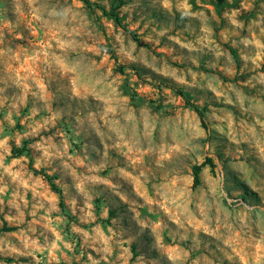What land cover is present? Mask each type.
Returning a JSON list of instances; mask_svg holds the SVG:
<instances>
[{
	"label": "rangeland",
	"instance_id": "rangeland-1",
	"mask_svg": "<svg viewBox=\"0 0 264 264\" xmlns=\"http://www.w3.org/2000/svg\"><path fill=\"white\" fill-rule=\"evenodd\" d=\"M93 1L0 0V264H264V0Z\"/></svg>",
	"mask_w": 264,
	"mask_h": 264
},
{
	"label": "trees",
	"instance_id": "trees-1",
	"mask_svg": "<svg viewBox=\"0 0 264 264\" xmlns=\"http://www.w3.org/2000/svg\"><path fill=\"white\" fill-rule=\"evenodd\" d=\"M85 5L91 9V10H96L97 8L98 9H101L106 15H109L111 16L119 25L121 26H125L123 25V22H122V17L120 15V13L118 12V8L117 7H113L111 8L110 10H107L105 7H102L101 5H99L98 3L94 2L93 0H82ZM128 30V29H127ZM232 52L235 53L234 50H232ZM180 94L183 96L186 104L188 106H190L196 113L197 115L199 116L200 118V121L202 123V125L204 126V128L206 129H209V124H208V120H207V115H206V109L205 107H201L200 105L190 101V99L186 96V94L183 92V91H179ZM32 140L31 139H27V140H24L23 144L21 146H14L12 148V154L14 157H17V156H21L23 154H29L30 153V144H31ZM200 170H201V167L197 166L195 167V178H194V182L195 184H199L200 183ZM35 172L37 173H41L46 179L47 181L49 182L51 188L57 192L61 198H62V190L61 188L59 187V185L57 184L56 182V176L54 175H51L43 170L41 171H38L36 170ZM61 205L63 206V201H61ZM13 227H7L5 226L4 227V230H12Z\"/></svg>",
	"mask_w": 264,
	"mask_h": 264
}]
</instances>
